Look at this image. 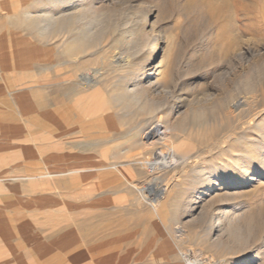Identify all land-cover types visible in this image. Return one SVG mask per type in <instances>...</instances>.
<instances>
[{
	"label": "rangeland",
	"instance_id": "374dc122",
	"mask_svg": "<svg viewBox=\"0 0 264 264\" xmlns=\"http://www.w3.org/2000/svg\"><path fill=\"white\" fill-rule=\"evenodd\" d=\"M23 4L32 5L26 9L34 15H42L46 0H0V206L6 212L1 224L3 228L12 225L9 207L16 206L20 215L12 221V227L19 251L24 252L30 236L47 241L51 233L60 231L65 236L91 238L98 250V255L92 257L95 264H184L180 254L188 248L200 251L203 258L232 259L238 255L237 247L209 244L208 217L237 208L241 214L255 217L261 226L264 178L207 189L197 184L196 170L209 171L214 165L230 164L237 154L245 152L256 161L250 167L252 173L259 170L264 148L260 149L254 139L259 138L258 131L264 126V107L254 101L230 114L218 106L225 97L221 82L232 77L241 64L236 53L239 48L245 50L243 39L256 40V44L249 42L256 50L264 48V0H109L108 7L119 17L142 4L152 7L151 21L158 36L155 56L162 63L163 73L158 78L162 87L147 96L154 104L149 114L135 108L124 109L110 99L121 88L115 84L125 86V79L121 78L125 68H113L98 58L109 48L80 64L65 63L67 54L64 46H59V39L52 44L32 24L23 21ZM232 28L238 30L240 37L236 32L232 35ZM226 31L233 38L228 34L229 40L225 38ZM235 36L239 42H235ZM51 52L53 63H62L59 68L51 67ZM101 66L105 76L96 93L111 102L112 127L104 130L99 125H79L75 117L65 115L52 123L48 106L66 109L90 93L72 83L70 78L75 71ZM201 109H214L223 117L200 126L188 120L189 123H181L183 115ZM254 115L255 123L261 127L246 128L244 120ZM158 117L169 120V139L152 145L144 143L141 128ZM230 132L231 138L220 146L219 141ZM170 142L193 155L189 163L184 168L176 166L149 173L140 162L152 158L158 149L165 150V144ZM115 164L118 166L109 168ZM77 169L81 171L74 172ZM11 176L17 180H5ZM23 176L36 178L19 180ZM166 183L172 185V193L153 212L138 189L155 191ZM59 203L62 212H54ZM43 205L53 212L50 217L60 215L63 219V223L53 226L52 232L43 231L41 225H32L26 218L32 209L39 210ZM177 226L185 229L180 239L174 234ZM36 247L34 250L40 249ZM80 247L74 242L67 251ZM42 250L48 254L45 247ZM263 257L254 264H264ZM50 259L70 260L63 256Z\"/></svg>",
	"mask_w": 264,
	"mask_h": 264
},
{
	"label": "bare ground",
	"instance_id": "6f19581e",
	"mask_svg": "<svg viewBox=\"0 0 264 264\" xmlns=\"http://www.w3.org/2000/svg\"><path fill=\"white\" fill-rule=\"evenodd\" d=\"M108 1L109 0H46L45 13L42 15H34L31 9H26L30 8L32 5L23 4L21 7L23 10L22 13L24 14L23 21L32 24L36 30L52 44L58 38L59 46H64L65 53L67 54V59L64 61L65 63L80 64L89 56L96 53L99 54L104 49L109 48L108 51L106 50L105 54H100L98 58L101 59L102 62L104 61L103 63L113 68H125V75H121V78L125 79V86L115 84L121 86V88H118L115 93L110 96V99L116 105H120L124 109L135 108L146 114L152 113L154 104L148 101L147 96L149 92L162 87V83L158 78L163 73L162 63L159 61L157 62L155 56L158 36L154 23L151 21L152 7L148 4H142L141 7L132 11L130 10L123 17H121L122 15L119 17L116 12L108 7ZM234 29L233 31L230 30V32H236L235 34L240 37L238 30L235 31ZM230 32L225 33V36L226 34L230 35ZM234 33L232 34L233 36L235 35ZM257 33L260 32L258 31ZM254 35H256V33ZM230 36H226L225 38L228 37L229 40ZM233 36L231 37L233 38ZM237 36L234 37L237 41H233L239 42ZM243 40L246 45L245 50H240L238 47L239 49L236 53L241 63L239 68L234 75L232 74V77H227L220 85V90L224 93L225 97L224 103L218 107L222 109V111L226 110V112L230 114L238 111L240 106L248 105L254 101L259 102V104L264 107V92L262 90L264 88V48L261 46V48L256 50L249 46L250 41L256 42L254 39L244 38ZM243 40L240 39V42ZM259 40L257 41L259 42ZM222 41L223 40H221V43ZM230 41H232L231 38ZM224 43L227 42L225 41ZM237 46H239V44ZM243 46L244 45H242V47ZM225 47H227V45ZM234 49L231 51H234ZM224 56L225 55L222 57ZM53 59L51 52L48 56L51 67L59 68L62 63L55 64L53 63ZM237 59L238 58H236V60ZM103 67L104 66L84 67L80 68L77 72L75 71L74 76L70 78L72 83L83 87L84 90H90V93L86 96H80L77 103L66 109L59 110L57 107L48 106L47 113L52 123L57 122V120L65 115L67 117H75L79 125H99L103 127L104 130L105 128L108 129L112 127V112L109 109V104L111 102L107 100V97L105 98L104 95L96 93L100 86L101 78L103 75L105 76ZM69 68H71V65ZM220 116L222 115L216 113L214 109H207L206 111L201 109L192 111L191 115H183L180 121L184 123L183 121L188 120L194 126H200L207 121H219L218 119ZM255 116L256 115L248 121L244 120L246 122H243V124L246 128H250L253 125L256 128L259 127V123H255ZM166 117H158L157 119L150 120L145 127L141 128L140 134L144 143H150V145H152L155 141L165 142V140L169 139L171 135L169 131L170 126L169 120L167 119L168 117ZM258 134L259 138L254 140L260 143L259 148L261 149L264 148V126L259 129ZM231 136V132L230 134L228 133V135L226 134L224 139L219 141L220 146H224ZM245 140L248 139L245 138ZM194 155H196V153H194ZM191 157H193V155L189 154L186 148L174 146L170 142V144H165V150H156L152 158L143 160L140 163L143 167L145 166L148 169L149 173H155L176 166H182L184 168V166L189 163ZM255 162L254 157L250 155L249 152L237 154L230 164L228 163L225 165L220 163L219 166H212L209 171H206L205 168L196 170V177H199L198 183H196L198 185H204L208 189L218 184L230 186L231 183L237 181L247 182L255 177L263 179L264 157H262L259 162L257 161L259 170L252 173L253 170H250V167ZM117 166L118 165L115 164L111 165L109 168H115ZM171 186L170 183H166L162 187L159 186L155 191L145 187L138 190L141 194V198L149 205L152 211L157 212L158 207L165 203L168 196L172 193ZM150 191L153 194L145 195L146 192ZM254 218L241 214L237 211V208L235 210H224L219 212L218 215L214 214L208 217L211 224L206 227L209 234L207 241L210 242L209 244L237 247L240 253L232 257V259L223 257L203 258L200 251L196 252L194 249L191 250L188 248L185 252L180 254V260H182L184 264H254V261L264 256V222L260 226V223L258 225ZM175 233L180 239L185 233V229L177 226L174 234Z\"/></svg>",
	"mask_w": 264,
	"mask_h": 264
},
{
	"label": "crops",
	"instance_id": "0c3cea01",
	"mask_svg": "<svg viewBox=\"0 0 264 264\" xmlns=\"http://www.w3.org/2000/svg\"><path fill=\"white\" fill-rule=\"evenodd\" d=\"M80 171L81 170H74V172ZM61 173L63 174L64 172ZM31 177L29 178L23 176L20 177L19 180L36 178V176ZM5 180L14 182L15 180H17V178L11 176L7 177ZM61 205L62 204L59 203L58 207L54 209V212H62L63 206ZM9 208L10 222L12 225H6L4 226L5 228H3L1 219L3 218V215L6 214V212L0 206V264H95L94 260H92V257H96L98 255V250L95 249L96 245L93 244L91 238L81 239L80 237H77V235H73L72 237H70L68 236V234L65 236L66 233L63 235L60 231H56V229V232L51 233L47 241L40 240L36 236H30L26 241V248L24 252L19 251L18 239L15 233V229L12 227V221L15 222L20 213L19 211H17L16 206H10ZM30 212L31 214H28L26 216L27 220H29L32 225H41L43 231L52 232L54 230L53 226H58L63 223V219L59 214V217H50V213L53 212H51L50 208L46 207L45 205H43L39 210L32 209ZM79 241L82 243H78ZM74 242H77V245L81 247L76 249L75 251H67V247H69L70 244ZM36 246H39L40 249L34 250V247ZM44 247L46 248V250H48V254H45L44 250H42V248ZM37 256H39L41 259L34 258ZM62 256L68 257L70 258V260L62 262L61 259H58L56 261L50 259L51 257L59 258ZM88 257L89 259H84Z\"/></svg>",
	"mask_w": 264,
	"mask_h": 264
}]
</instances>
